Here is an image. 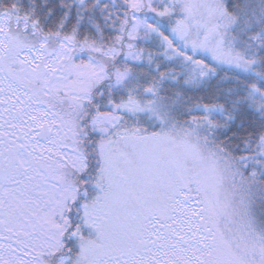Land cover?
Returning <instances> with one entry per match:
<instances>
[{
  "label": "snow or ice",
  "instance_id": "obj_1",
  "mask_svg": "<svg viewBox=\"0 0 264 264\" xmlns=\"http://www.w3.org/2000/svg\"><path fill=\"white\" fill-rule=\"evenodd\" d=\"M0 264H264V0H0Z\"/></svg>",
  "mask_w": 264,
  "mask_h": 264
}]
</instances>
